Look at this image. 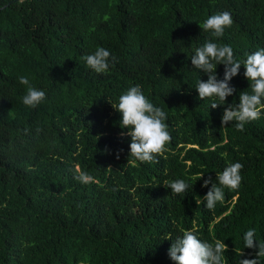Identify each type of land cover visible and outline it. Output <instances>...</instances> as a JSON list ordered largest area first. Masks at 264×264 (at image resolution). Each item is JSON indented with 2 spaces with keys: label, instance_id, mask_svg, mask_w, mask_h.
<instances>
[{
  "label": "trees",
  "instance_id": "16d2710c",
  "mask_svg": "<svg viewBox=\"0 0 264 264\" xmlns=\"http://www.w3.org/2000/svg\"><path fill=\"white\" fill-rule=\"evenodd\" d=\"M223 11L233 24L210 38L198 25ZM210 39L243 64L264 48V0H0V264H173L166 239L184 230L224 241L227 264L256 258L243 236L255 229L264 243V114L244 131L221 126L251 90L243 66L224 105L198 99L208 77L191 56ZM97 47L118 61L107 74L82 59ZM20 76L46 93L35 109ZM137 84L167 113L158 163L127 160L131 138L112 107ZM237 162L239 189L207 209L204 179ZM81 170L94 182L75 179ZM176 179L189 183L179 196L167 188Z\"/></svg>",
  "mask_w": 264,
  "mask_h": 264
},
{
  "label": "clouds",
  "instance_id": "9594fccd",
  "mask_svg": "<svg viewBox=\"0 0 264 264\" xmlns=\"http://www.w3.org/2000/svg\"><path fill=\"white\" fill-rule=\"evenodd\" d=\"M232 24L231 14L223 11L209 16L198 26L204 32L209 33L210 38H221ZM82 59L86 62V66L96 74H107L110 67L118 62L110 50L104 47H97L92 54L85 55ZM191 64L194 69L207 74V81L203 82L198 79L195 90L198 93V99L212 101L211 109L224 105L226 99L236 92L229 82L238 74L241 66L245 69L244 77L251 90L240 92L239 102L225 108L221 120L222 128L234 122V127L238 131H244L246 124L259 120L264 114V48L248 54L241 64L235 59L230 45L212 42L210 39L195 50L194 55L191 56ZM218 65L224 67L223 79L217 78ZM19 83L26 86V94L22 97L24 106L35 109L46 99L45 91L34 87L28 77L20 76ZM112 107L120 114V128L128 130L122 135L126 134L131 138L127 160L130 158L131 162L139 164L158 163L157 157L167 151V145L172 140L166 123L167 113L155 106L144 95L139 84L130 87L120 95L118 103ZM242 168L241 163H232L216 174V183H213L211 179H204L202 187L207 188L211 184V188L203 197L207 209L213 210L217 203H222L225 200L226 190L239 189L243 180ZM203 175L200 174L197 180ZM75 179L82 184H90L95 180L84 170H81ZM167 188L171 189V194L179 196L187 192L189 183L184 179H176L167 182ZM255 235V229H249L244 234L243 241L244 248L255 249L256 258L240 260L239 264H260L259 258L264 257V243H257ZM166 240L172 241L168 256L173 264H227L224 255L227 245L224 241L216 240L214 243L202 241L190 230H184L182 237L175 240L170 237ZM26 246L34 247L35 244L33 242ZM241 254L242 250L239 255Z\"/></svg>",
  "mask_w": 264,
  "mask_h": 264
}]
</instances>
